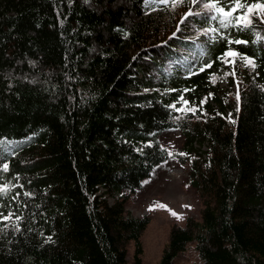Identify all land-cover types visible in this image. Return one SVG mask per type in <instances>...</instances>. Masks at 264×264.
Instances as JSON below:
<instances>
[{
    "label": "trees",
    "instance_id": "1",
    "mask_svg": "<svg viewBox=\"0 0 264 264\" xmlns=\"http://www.w3.org/2000/svg\"><path fill=\"white\" fill-rule=\"evenodd\" d=\"M211 2L0 0V264H140L148 217L125 202L175 128L202 206L170 228L158 264L188 244L198 264H264V25L248 19L264 0H240L227 28L205 9L168 29L181 5ZM229 50L250 67L231 118L219 90L205 93Z\"/></svg>",
    "mask_w": 264,
    "mask_h": 264
},
{
    "label": "rangeland",
    "instance_id": "2",
    "mask_svg": "<svg viewBox=\"0 0 264 264\" xmlns=\"http://www.w3.org/2000/svg\"><path fill=\"white\" fill-rule=\"evenodd\" d=\"M204 10L203 5L196 9L181 5L168 21V29L172 24L173 31L180 33L186 30L188 28L186 26L190 24L189 19ZM190 12L192 14L186 17L185 14ZM248 19H251L255 24L264 25V11L252 10ZM191 34L196 35L194 31ZM225 59L228 61L227 63ZM211 71L213 74L205 92L206 97L213 101L212 94L219 90L217 94L227 105L225 112L231 118L232 102L240 89L244 87L250 67L247 64H241L235 57L229 56L222 60L219 67H211ZM159 138L161 144L171 155L152 170L150 175L142 181L139 189L128 194L125 202V210L128 214L134 217L144 215L148 217V223L139 237L141 243L140 264H158L170 228L173 225L183 224L188 215L197 217L202 206L199 196L187 182L188 164L181 163L173 155V151L179 149L183 144L184 137L181 130L178 128L166 130ZM173 212L180 218L173 215ZM133 253L134 244L130 242L127 245L128 262L134 260ZM198 263L199 258L192 244H188L185 250L180 252L172 262V264Z\"/></svg>",
    "mask_w": 264,
    "mask_h": 264
},
{
    "label": "snow or ice",
    "instance_id": "3",
    "mask_svg": "<svg viewBox=\"0 0 264 264\" xmlns=\"http://www.w3.org/2000/svg\"><path fill=\"white\" fill-rule=\"evenodd\" d=\"M146 3H150L151 0H145ZM159 3H162V4H168L170 2V0H158ZM184 2V0H171V3L173 4V6L179 4V3H182ZM192 3H197V0H191ZM217 2L218 0H212L211 3H207V4H204V8L205 9H215V11L218 13V14H221L224 19H222L220 21L221 23V26L222 27H225L227 28L228 27V22H230V18L232 17V14L234 12H236L238 9L240 8H243L244 5L240 2V0H236V3H235V7L231 8L230 11H226L224 8H221V7H217ZM253 8H262L264 9V4H257V5H253L251 7L248 8V13H251ZM192 13H186L185 16L187 17L188 15H191ZM218 17L217 16H213L212 19L215 20L217 19ZM240 22H244L245 26H247L248 23H250V20L247 19V16H240V17H237V23H240ZM214 31V30H213ZM175 35V34H174ZM230 43H236V44H240V43H246L245 41H240V40H236V41H230ZM239 53H235L233 51H226L224 54H223V57H221L222 59L223 58H226V57H229V56H232V57H235V56H238ZM247 59V58H245ZM225 62L227 63L228 61L225 59ZM249 63H251L250 60H248ZM211 65L210 64H207L204 66V68H201V71H204L205 68H210ZM185 103H187V101H185ZM203 103V102H202ZM174 107V106H172ZM190 111H195L194 109H189ZM171 155V153L169 154ZM183 155V154H182ZM4 168L5 170L7 169V165H4ZM0 191H6V189H0ZM159 207H166L165 205H158ZM173 215H177V218H180L178 216V214L176 213H172ZM4 219H9V217H4Z\"/></svg>",
    "mask_w": 264,
    "mask_h": 264
}]
</instances>
